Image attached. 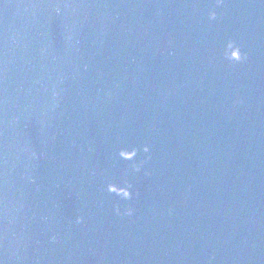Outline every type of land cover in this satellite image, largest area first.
Here are the masks:
<instances>
[{
	"label": "water",
	"instance_id": "95a60500",
	"mask_svg": "<svg viewBox=\"0 0 264 264\" xmlns=\"http://www.w3.org/2000/svg\"><path fill=\"white\" fill-rule=\"evenodd\" d=\"M0 264H264V0H0Z\"/></svg>",
	"mask_w": 264,
	"mask_h": 264
},
{
	"label": "clouds",
	"instance_id": "9594fccd",
	"mask_svg": "<svg viewBox=\"0 0 264 264\" xmlns=\"http://www.w3.org/2000/svg\"><path fill=\"white\" fill-rule=\"evenodd\" d=\"M229 48H231V44L229 45ZM233 56L235 57V59L237 60V61H239V60H241L242 58L238 55V54H236L235 52H233ZM233 56H229L228 57V59H232L233 58ZM244 58V57H243ZM144 151L145 152H147L148 151V148H147V146H144ZM121 155H128V153H125V152H121ZM130 196V192H128V191H125L124 192V198H128ZM129 212H131V209H128V210H126V213H129ZM77 221H79V218H77Z\"/></svg>",
	"mask_w": 264,
	"mask_h": 264
}]
</instances>
